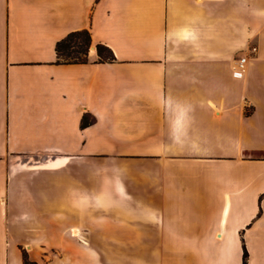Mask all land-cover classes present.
Here are the masks:
<instances>
[{
    "label": "crops",
    "instance_id": "obj_1",
    "mask_svg": "<svg viewBox=\"0 0 264 264\" xmlns=\"http://www.w3.org/2000/svg\"><path fill=\"white\" fill-rule=\"evenodd\" d=\"M81 29L89 61L56 63ZM245 251L264 264V0H0V264Z\"/></svg>",
    "mask_w": 264,
    "mask_h": 264
},
{
    "label": "trees",
    "instance_id": "obj_2",
    "mask_svg": "<svg viewBox=\"0 0 264 264\" xmlns=\"http://www.w3.org/2000/svg\"><path fill=\"white\" fill-rule=\"evenodd\" d=\"M93 44L91 32L88 29L76 30L68 33L60 39L55 47L56 63H86L89 61V49ZM97 62H112L115 55L112 49L104 44H96ZM94 119L84 115L81 120V126L84 128L90 125ZM24 264H36L32 262L26 252L23 253ZM243 264H248V253L244 252Z\"/></svg>",
    "mask_w": 264,
    "mask_h": 264
},
{
    "label": "built area",
    "instance_id": "obj_3",
    "mask_svg": "<svg viewBox=\"0 0 264 264\" xmlns=\"http://www.w3.org/2000/svg\"><path fill=\"white\" fill-rule=\"evenodd\" d=\"M251 51L255 52L256 48L255 47L251 48ZM247 62H248L247 56H243L242 58H240L238 60L237 70L244 71L246 69Z\"/></svg>",
    "mask_w": 264,
    "mask_h": 264
},
{
    "label": "rangeland",
    "instance_id": "obj_4",
    "mask_svg": "<svg viewBox=\"0 0 264 264\" xmlns=\"http://www.w3.org/2000/svg\"><path fill=\"white\" fill-rule=\"evenodd\" d=\"M92 45H94V44H92ZM91 45V46H92ZM90 51H93V50H90L89 49V52ZM57 182L55 181V179L53 178V177H51V186H50V190H51V195H54L55 194V192L57 191V189H58V187H57ZM57 194V193H56Z\"/></svg>",
    "mask_w": 264,
    "mask_h": 264
},
{
    "label": "water",
    "instance_id": "obj_5",
    "mask_svg": "<svg viewBox=\"0 0 264 264\" xmlns=\"http://www.w3.org/2000/svg\"><path fill=\"white\" fill-rule=\"evenodd\" d=\"M90 50H95V46L92 45V46L90 47Z\"/></svg>",
    "mask_w": 264,
    "mask_h": 264
}]
</instances>
